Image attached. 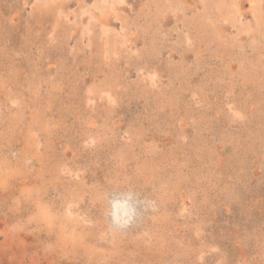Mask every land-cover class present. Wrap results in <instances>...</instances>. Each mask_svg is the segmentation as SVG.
<instances>
[{
	"label": "rangeland",
	"instance_id": "obj_1",
	"mask_svg": "<svg viewBox=\"0 0 264 264\" xmlns=\"http://www.w3.org/2000/svg\"><path fill=\"white\" fill-rule=\"evenodd\" d=\"M0 264H264V0H0Z\"/></svg>",
	"mask_w": 264,
	"mask_h": 264
}]
</instances>
